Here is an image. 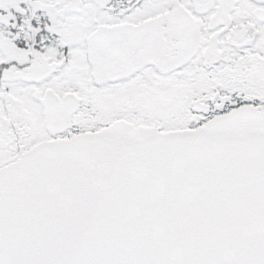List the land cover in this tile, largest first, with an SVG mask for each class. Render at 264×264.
<instances>
[{"label": "snow or ice", "instance_id": "1", "mask_svg": "<svg viewBox=\"0 0 264 264\" xmlns=\"http://www.w3.org/2000/svg\"><path fill=\"white\" fill-rule=\"evenodd\" d=\"M0 264H264V0H0Z\"/></svg>", "mask_w": 264, "mask_h": 264}]
</instances>
